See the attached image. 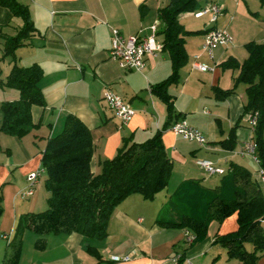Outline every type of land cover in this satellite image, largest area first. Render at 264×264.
<instances>
[{
	"label": "crops",
	"instance_id": "crops-1",
	"mask_svg": "<svg viewBox=\"0 0 264 264\" xmlns=\"http://www.w3.org/2000/svg\"><path fill=\"white\" fill-rule=\"evenodd\" d=\"M18 1L27 6L36 34L29 44L16 50V62L19 66L36 63L42 68L39 87L45 105L31 108L34 126L24 135L16 137L0 132L3 207L0 264L5 236L12 235L17 217L26 212L44 210L47 206L49 193L44 185L46 174L42 177L41 154L47 139L62 131L68 114L77 116L90 130L94 146L91 168L95 174L100 172L101 162L113 157L125 142H142L161 132L166 153L172 160L169 182L153 200H145L137 193L123 199L113 210L107 223V236L102 240L85 241L76 232L51 233L45 237V248L38 250L35 241L39 235L26 229L18 264H183L185 258L199 264H243L237 259H228L226 248L214 242L216 235L237 230L236 214L215 223L217 225L212 223L203 239L190 244L185 241L187 229L155 224L159 210L182 181L196 179L210 188L219 184L221 175H208L197 165V160H210L225 172L232 163L251 172V159L239 153L253 138L249 115L242 114L245 87L238 84L226 97L219 99L215 96L216 89L233 87L237 70H222L220 63L229 56L236 57L235 47L219 46L210 58L202 50L203 34L185 37L188 61L180 70L179 82L169 87L178 116L169 119L165 104L151 91V85L171 72L167 51L161 48L156 56L147 57L141 71L119 68L108 54L113 29L125 37L145 36L157 23L159 32L162 24L157 12L169 0ZM209 2L223 7V14L214 26L226 30V11L233 2L237 4V0H200L199 3L202 6ZM141 4L148 8L144 16L140 15ZM188 16H192L190 12L179 17L187 30L206 29L212 25L208 20L199 24L184 22ZM20 23L7 8L0 6V48L4 38L14 35ZM195 55H200L198 61L213 70L193 68ZM6 59L9 61L8 70L2 72L0 69L1 78L11 68V59ZM105 89L114 91L134 108L135 114L129 122L122 124L114 117L102 99ZM18 98L16 89L0 86V104ZM175 119H184L200 131L206 144L185 140L173 133L169 126ZM2 120L0 109V123ZM235 125L236 146L233 150L224 149L218 141L226 139ZM254 166L256 169L255 163ZM36 170L40 171V176L34 192L22 198L20 192L27 186L26 176ZM86 244L96 248L97 254L88 252ZM125 256L129 259L124 260ZM175 256L180 259L175 261ZM257 264H264V257Z\"/></svg>",
	"mask_w": 264,
	"mask_h": 264
},
{
	"label": "trees",
	"instance_id": "trees-1",
	"mask_svg": "<svg viewBox=\"0 0 264 264\" xmlns=\"http://www.w3.org/2000/svg\"><path fill=\"white\" fill-rule=\"evenodd\" d=\"M258 1L264 5V0ZM199 2L169 0L157 12L162 24L157 34L162 36V48L169 55L171 72L151 85V91L165 104L169 119L178 116L169 87L179 82L180 70L188 61L185 37L204 34L213 27L187 30L180 22L182 14L202 7ZM0 6L21 21L16 33L4 38L1 49L0 61L9 57L12 64L4 78H1L0 70V86L16 89L19 98L0 104L3 112L0 132L20 137L34 126L31 108L45 105L39 87L43 70L36 63L19 66L16 62V50L29 44L36 34L27 6L18 0H0ZM139 10L144 16L148 8L141 4ZM245 47L247 56L244 60L229 56L220 63L222 70H237V75L233 87L218 88L215 96L222 99L234 92L238 84L244 85L246 99L242 114L257 113L252 139L260 165L264 167V41L251 40ZM236 125L226 139L218 141L224 149L235 148ZM93 150L88 127L77 116L68 114L62 131L47 139L41 154V165L46 174L44 185L49 193L47 206L44 210L17 217L12 235L6 236L1 264H18L26 229L39 235L35 241L38 250L45 248V237L51 233L76 232L85 241L102 240L107 236V223L113 210L123 199L137 193L145 200H153L168 185L172 160L166 153L161 132L142 142H125L113 157L101 162L100 172L96 174L91 168ZM2 212L0 196V216ZM232 214L237 216V230L216 235L214 242L226 248L228 259L257 264L264 257V195L260 183L244 166L230 164L213 188L196 179L182 181L159 210L155 224L190 230L195 240H201L211 222L221 223ZM246 244L252 248L247 249ZM85 247L88 252L97 254L90 244Z\"/></svg>",
	"mask_w": 264,
	"mask_h": 264
},
{
	"label": "built area",
	"instance_id": "built-area-1",
	"mask_svg": "<svg viewBox=\"0 0 264 264\" xmlns=\"http://www.w3.org/2000/svg\"><path fill=\"white\" fill-rule=\"evenodd\" d=\"M196 18L208 15V22L213 25L210 30L203 34L202 50L210 58L213 56V51L219 46H229L232 38L225 29L214 26L218 18L223 14V7L216 2H209L196 11L190 12ZM151 33L142 36L140 34L123 36L118 30H112L111 46L108 54L111 60L115 61L119 68L124 70L141 71L145 66L147 57L156 56V53L162 48V43L157 40V23L150 27ZM200 55L194 56L192 63L193 68L200 71L213 70V67L198 61ZM103 101L106 106L112 111L115 118L122 124L129 122L135 110L128 101H125L120 95L110 89H105ZM249 123L251 129L254 130L257 122V113L249 115ZM169 129L182 139L189 141H197L200 144H206V138L200 131L190 126L184 119L176 120L170 124ZM242 156L249 157L256 165L257 172L261 184L264 186V167L260 165V160L256 154V144L253 139L246 142L239 151ZM197 165L204 169L208 175H221L225 172L222 167L216 166L212 161L200 159L196 161ZM42 170V169H41ZM40 171L30 172L26 176L27 186L20 192L22 198L31 196L34 192V187L38 182ZM185 241L190 244L195 240V235L189 230L184 232ZM6 238V236H5ZM124 260L129 259L128 256L123 257ZM179 256H175L174 260L178 261ZM118 260V259H117ZM183 264H199L185 258Z\"/></svg>",
	"mask_w": 264,
	"mask_h": 264
},
{
	"label": "rangeland",
	"instance_id": "rangeland-1",
	"mask_svg": "<svg viewBox=\"0 0 264 264\" xmlns=\"http://www.w3.org/2000/svg\"><path fill=\"white\" fill-rule=\"evenodd\" d=\"M232 5L233 6L229 7L228 10L226 11V21L228 24L226 27V31L232 38V41L228 47L234 46L235 47L234 50L236 52L235 55L236 58L239 61H242L247 56V49L245 47V44L250 40H254L258 42L264 38V5H261L258 0H237V4H234L233 2ZM16 18L17 21H20L18 17H15V19ZM204 20L207 21L208 16H204L200 19H196L193 16H188V19H184L183 21L188 22L189 24L190 23L199 24ZM161 39L162 37L158 35L157 40L161 41ZM1 49L2 48H0V55H1ZM8 62L9 61L6 58L0 61V69L2 70V72L8 70V66H9ZM240 85L243 86V84ZM249 167L253 175L252 177L257 179V181L260 183L264 195V186L260 182L257 168L255 169L252 160L249 162ZM42 169L44 172L42 173V177H44L45 171L44 168ZM212 223H214V225L219 224L213 221L209 224L208 228L211 226ZM263 227H264V223H263ZM247 248L250 250L251 249L250 245H248Z\"/></svg>",
	"mask_w": 264,
	"mask_h": 264
}]
</instances>
